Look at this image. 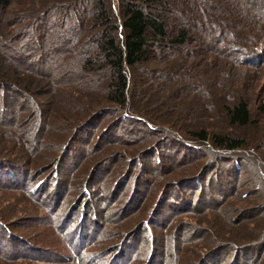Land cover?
I'll list each match as a JSON object with an SVG mask.
<instances>
[{
	"label": "rangeland",
	"instance_id": "rangeland-1",
	"mask_svg": "<svg viewBox=\"0 0 264 264\" xmlns=\"http://www.w3.org/2000/svg\"><path fill=\"white\" fill-rule=\"evenodd\" d=\"M258 49L249 65L231 67L252 113L241 129L250 143L233 152L208 148L170 125L182 113L187 122L195 103L191 94L161 103L158 83L147 89L146 113L135 115L145 129L120 123L119 115L93 121L72 138L68 170H59V159L71 144L63 151L73 113H55L54 87L48 97L33 96L35 117L14 109L18 122L0 125V264H264V46ZM204 74L215 76L212 68ZM210 103L195 114L216 126L221 104ZM223 155L241 162L230 188L222 191L214 179L200 190L195 177L227 172ZM24 244L48 260L21 251Z\"/></svg>",
	"mask_w": 264,
	"mask_h": 264
},
{
	"label": "trees",
	"instance_id": "trees-1",
	"mask_svg": "<svg viewBox=\"0 0 264 264\" xmlns=\"http://www.w3.org/2000/svg\"><path fill=\"white\" fill-rule=\"evenodd\" d=\"M263 44L264 0H0V125L18 122L16 108L35 117L33 96L48 97L54 87L55 113H73L63 151L71 144L59 159V170H68L72 138L93 121L119 115L120 123L145 129L135 115L146 113L147 89L161 83V103L169 106L189 94L195 103L187 122L182 113L171 116L170 125L219 152L240 150L250 143L241 129L252 113L245 93L236 91L243 83L231 67L249 65L245 60L262 52ZM208 68L215 76L204 74ZM211 100L221 104L216 126L195 114ZM259 110L264 112V99ZM166 140L184 150L179 139ZM221 157L230 163L227 172L215 165L210 169L219 172L212 179L195 177L200 190L214 179L222 191L230 188L241 162ZM35 250L21 248L48 260Z\"/></svg>",
	"mask_w": 264,
	"mask_h": 264
}]
</instances>
